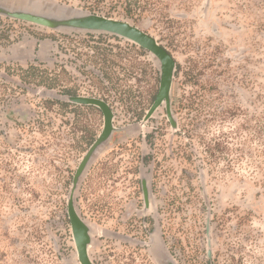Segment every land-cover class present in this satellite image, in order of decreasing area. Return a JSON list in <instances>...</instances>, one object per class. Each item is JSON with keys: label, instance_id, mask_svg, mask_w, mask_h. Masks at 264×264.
<instances>
[{"label": "rangeland", "instance_id": "rangeland-1", "mask_svg": "<svg viewBox=\"0 0 264 264\" xmlns=\"http://www.w3.org/2000/svg\"><path fill=\"white\" fill-rule=\"evenodd\" d=\"M50 1L166 48L176 127L165 105L144 120L160 87L147 50L0 16V264H81L65 213L105 117L68 95L106 101L116 129L76 193L94 264H163V244L177 264H264V0Z\"/></svg>", "mask_w": 264, "mask_h": 264}, {"label": "water", "instance_id": "water-1", "mask_svg": "<svg viewBox=\"0 0 264 264\" xmlns=\"http://www.w3.org/2000/svg\"><path fill=\"white\" fill-rule=\"evenodd\" d=\"M0 16L32 23L65 34H110L131 41L147 50L156 59L160 71V87L154 104L144 120L145 122L148 121L160 107L165 105L168 117L173 127H176L171 103L172 88L178 71V63L166 48L161 46L153 36L144 30L126 21L62 5L50 0H0ZM64 100L74 104L98 107L103 111L105 117L103 132L90 147L76 171L67 206V214L77 248L78 259L81 264H94L89 254L94 230L79 212L76 203V193L90 163L96 154L110 141L116 129L113 125V113L106 101L69 95L65 96ZM143 189L145 201L150 204L152 192L145 179L143 180ZM160 251L163 264H177L164 244L160 245Z\"/></svg>", "mask_w": 264, "mask_h": 264}, {"label": "flooded vegetation", "instance_id": "flooded-vegetation-1", "mask_svg": "<svg viewBox=\"0 0 264 264\" xmlns=\"http://www.w3.org/2000/svg\"><path fill=\"white\" fill-rule=\"evenodd\" d=\"M151 135H147L146 136V140H147V144H148V147H149V149L151 148L150 146L152 145V141H151ZM150 158H151V156H150V154L148 153V155H146L145 156V163H148L149 162V160H150ZM144 159V158H143Z\"/></svg>", "mask_w": 264, "mask_h": 264}, {"label": "crops", "instance_id": "crops-1", "mask_svg": "<svg viewBox=\"0 0 264 264\" xmlns=\"http://www.w3.org/2000/svg\"><path fill=\"white\" fill-rule=\"evenodd\" d=\"M17 48H18V47H17ZM17 50H19V48H18ZM14 52L18 55V56L15 57V60H14V61H20L21 58L24 57V54H25V53H24V52H25L24 50H22V49L19 50V51H16V50H15ZM22 52H23V55H21Z\"/></svg>", "mask_w": 264, "mask_h": 264}, {"label": "trees", "instance_id": "trees-1", "mask_svg": "<svg viewBox=\"0 0 264 264\" xmlns=\"http://www.w3.org/2000/svg\"><path fill=\"white\" fill-rule=\"evenodd\" d=\"M178 69H180V64H179V63H178ZM100 110H101V109H100ZM101 111H102V110H101ZM102 112H103V111H102ZM103 114H104V113H103ZM98 138H99V137H98ZM96 140H97V139H95V141H96ZM95 141H94V142H95ZM94 142H93V144H94ZM93 144H92V145H93ZM144 161H145V158H144ZM144 161H143V162H144ZM65 217H66V218H65L66 223H67V224H70V221H69V218H68V214H67V213H65Z\"/></svg>", "mask_w": 264, "mask_h": 264}]
</instances>
